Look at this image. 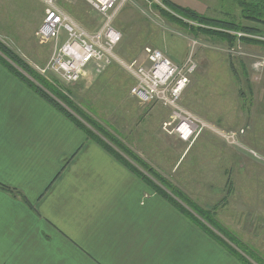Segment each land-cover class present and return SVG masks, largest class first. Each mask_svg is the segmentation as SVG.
<instances>
[{"label":"rangeland","instance_id":"rangeland-1","mask_svg":"<svg viewBox=\"0 0 264 264\" xmlns=\"http://www.w3.org/2000/svg\"><path fill=\"white\" fill-rule=\"evenodd\" d=\"M41 1L0 0V40L39 74L53 78L43 70L52 57L54 39L42 43L35 36L44 18ZM172 1L210 16L230 13L241 20L235 0ZM153 2L160 0H130L115 19L123 34L117 63L101 73L89 66L77 82L60 83L89 115L201 206L213 208L221 202L217 218L264 257V70L252 67L264 57V45L244 40L231 44L202 35L193 46L194 36L162 17ZM61 5L89 31L102 22L86 0H61ZM147 46L161 49L175 62L192 54L198 67L182 104L220 132L245 129L239 144L228 143L213 129H205L189 144L163 128L171 111L134 96V80L124 67L133 59L144 60Z\"/></svg>","mask_w":264,"mask_h":264},{"label":"crops","instance_id":"crops-1","mask_svg":"<svg viewBox=\"0 0 264 264\" xmlns=\"http://www.w3.org/2000/svg\"><path fill=\"white\" fill-rule=\"evenodd\" d=\"M0 264L241 263L0 63Z\"/></svg>","mask_w":264,"mask_h":264},{"label":"built area","instance_id":"built-area-1","mask_svg":"<svg viewBox=\"0 0 264 264\" xmlns=\"http://www.w3.org/2000/svg\"><path fill=\"white\" fill-rule=\"evenodd\" d=\"M86 1L102 17L100 26L93 31L79 24L62 7L61 0H42L45 13L36 35L42 43L54 39L52 57L43 71L67 83L77 82L89 66L101 73L119 61L117 46L123 34L115 26V19L130 0ZM232 34L236 35V42H241L245 37L264 40L263 35L243 31H233ZM191 42L196 46L199 41L191 37ZM229 50L234 51L235 47ZM124 67L134 80L131 90L134 96L144 103H158L171 111L163 126L167 132L193 144L205 129H213L228 143L239 144V137L245 129L220 132L182 104L183 94L198 67L192 54L183 62H175L161 49L147 46L144 60L133 59ZM252 67L257 72L263 71L264 57L257 58Z\"/></svg>","mask_w":264,"mask_h":264},{"label":"trees","instance_id":"trees-1","mask_svg":"<svg viewBox=\"0 0 264 264\" xmlns=\"http://www.w3.org/2000/svg\"><path fill=\"white\" fill-rule=\"evenodd\" d=\"M240 8V19L210 16L191 7L183 6L172 0L153 2V7L172 24L185 29L192 36L200 38L208 35L231 44L236 42L233 31H243L252 35H264V0H235ZM244 21L250 24H245ZM247 44L264 45V40L245 37ZM0 63L24 84L47 100L54 108L75 122L87 136L127 166L156 194L165 198L179 212L197 227L223 246L241 264H264V257L248 243L227 228L218 218L220 202L213 208H205L197 203L186 191L173 183L156 168L134 152L117 134L110 132L102 123L89 115L71 96L58 78L39 74L12 47L0 40ZM235 75L238 72L232 67ZM52 79V80H51ZM224 201V199H223Z\"/></svg>","mask_w":264,"mask_h":264}]
</instances>
